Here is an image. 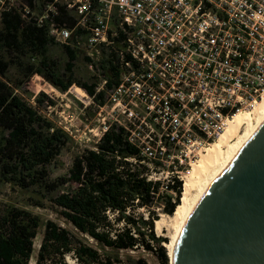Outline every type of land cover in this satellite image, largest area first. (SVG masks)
<instances>
[{
	"label": "built area",
	"instance_id": "1",
	"mask_svg": "<svg viewBox=\"0 0 264 264\" xmlns=\"http://www.w3.org/2000/svg\"><path fill=\"white\" fill-rule=\"evenodd\" d=\"M8 10L85 51L93 69L111 60L96 104L163 189L179 179L184 190L200 154L264 98V0H0V20Z\"/></svg>",
	"mask_w": 264,
	"mask_h": 264
},
{
	"label": "trees",
	"instance_id": "2",
	"mask_svg": "<svg viewBox=\"0 0 264 264\" xmlns=\"http://www.w3.org/2000/svg\"><path fill=\"white\" fill-rule=\"evenodd\" d=\"M67 26L74 19L57 18ZM60 44L66 60L64 70L51 49ZM78 47L57 42L45 25L23 19L15 10L0 20V175L21 189L39 188L50 194L55 211L70 227L48 219L34 264H149L142 252L156 253L169 263L167 237L156 232L159 212L154 204L164 199L162 210L173 214L182 196V182L166 187L147 176L139 150L126 137L122 126L112 123L97 140L96 148H84L73 159L67 174L50 178L54 164L73 138L25 100L17 91L22 81L39 74L63 90L77 83L96 103L103 104L108 82L98 92L100 75L115 68L103 54L90 78L78 77ZM91 61L90 58H85ZM17 70L20 79L9 75ZM77 93H85L79 87ZM45 197V196H44ZM35 205L44 202L32 198ZM41 219L13 204L0 202V264H29Z\"/></svg>",
	"mask_w": 264,
	"mask_h": 264
},
{
	"label": "water",
	"instance_id": "3",
	"mask_svg": "<svg viewBox=\"0 0 264 264\" xmlns=\"http://www.w3.org/2000/svg\"><path fill=\"white\" fill-rule=\"evenodd\" d=\"M171 264H264V121L202 196Z\"/></svg>",
	"mask_w": 264,
	"mask_h": 264
},
{
	"label": "rangeland",
	"instance_id": "4",
	"mask_svg": "<svg viewBox=\"0 0 264 264\" xmlns=\"http://www.w3.org/2000/svg\"><path fill=\"white\" fill-rule=\"evenodd\" d=\"M51 53L58 61L61 70H64L66 56L62 46H60V44L53 46ZM85 55V51H80V56L76 61V73L78 77L90 78L92 74L95 73L93 67H91L89 62L85 59ZM94 59L97 60L96 56ZM9 75L15 80L20 79L17 70L13 67L10 68ZM77 87L83 90L85 93L84 96L77 93ZM16 91L33 106H37L36 99L41 98L43 105L40 106V111L53 120L56 125L67 131L73 138V141L62 150L56 162L50 165V178L52 179L67 174L74 157L81 150L84 148H96L97 136L105 126L112 122L111 117L105 115L103 111L100 112V108L96 104V100L93 99V96L89 95V93L77 83L63 90L53 85L41 75L35 74L28 80L22 81L20 86L16 88ZM195 163H198V161ZM165 174L166 172H163L162 177H164ZM183 191L182 188V195ZM195 193L196 190L192 189L189 196L192 197ZM32 198L43 201L44 205L33 204L31 201ZM48 198H50V194L45 193L44 195L43 191L39 190L37 187L21 189L10 185L0 175L1 204L19 206L23 210L38 215L41 219L38 234L34 239L33 252L29 264H34L35 262L43 236L44 224L48 219L70 227V224L55 211L51 202L48 201ZM163 203L164 199H160L159 202L153 206V209L159 212V219L161 221L158 227H156L155 221V229L158 234L167 237L169 242L175 232L173 224L174 213L168 214L164 212L162 210ZM164 245L168 249L167 245ZM142 255L148 260L149 264H163L156 253L142 252ZM168 264H171L170 256Z\"/></svg>",
	"mask_w": 264,
	"mask_h": 264
},
{
	"label": "bare ground",
	"instance_id": "5",
	"mask_svg": "<svg viewBox=\"0 0 264 264\" xmlns=\"http://www.w3.org/2000/svg\"><path fill=\"white\" fill-rule=\"evenodd\" d=\"M263 121L264 98L254 107L238 113L234 120L227 125L219 139L211 143L201 153L198 163L193 164L192 169L185 178L181 202L177 205L173 214L175 232L171 240L165 243L171 258L181 232L202 196L213 181L228 167ZM192 189H195L196 193L190 197L189 194ZM160 223V219H157L156 227Z\"/></svg>",
	"mask_w": 264,
	"mask_h": 264
}]
</instances>
